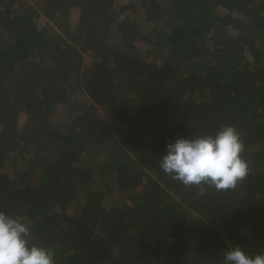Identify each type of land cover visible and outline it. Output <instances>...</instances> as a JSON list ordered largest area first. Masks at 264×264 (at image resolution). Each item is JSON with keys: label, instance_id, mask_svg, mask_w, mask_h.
<instances>
[{"label": "trees", "instance_id": "obj_1", "mask_svg": "<svg viewBox=\"0 0 264 264\" xmlns=\"http://www.w3.org/2000/svg\"><path fill=\"white\" fill-rule=\"evenodd\" d=\"M122 1L0 0V211L56 264L264 251V0ZM223 124L250 165L234 189L159 167Z\"/></svg>", "mask_w": 264, "mask_h": 264}, {"label": "clouds", "instance_id": "obj_2", "mask_svg": "<svg viewBox=\"0 0 264 264\" xmlns=\"http://www.w3.org/2000/svg\"><path fill=\"white\" fill-rule=\"evenodd\" d=\"M240 132L223 124L212 134L177 137L166 143L159 167L185 186L207 184L217 191L234 189L250 172ZM0 264H56L54 252L33 242L25 217L0 211ZM222 264H264V251L251 253L229 245Z\"/></svg>", "mask_w": 264, "mask_h": 264}, {"label": "rangeland", "instance_id": "obj_3", "mask_svg": "<svg viewBox=\"0 0 264 264\" xmlns=\"http://www.w3.org/2000/svg\"><path fill=\"white\" fill-rule=\"evenodd\" d=\"M118 3H119V5H121V4L123 3V1H122V0H118ZM124 5H126V4H124ZM123 7H124V6H123ZM78 13H79L78 9H77V8H73V11H72V19H73V21H76V20H77V18H78ZM5 172L7 173V175H8L11 179L14 178V174H13L12 170H10V169H6Z\"/></svg>", "mask_w": 264, "mask_h": 264}]
</instances>
